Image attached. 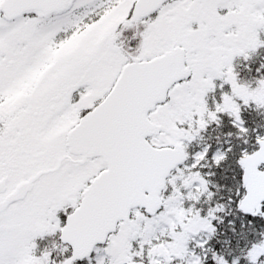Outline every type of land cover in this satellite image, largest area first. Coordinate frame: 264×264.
<instances>
[{"label": "snow or ice", "instance_id": "1", "mask_svg": "<svg viewBox=\"0 0 264 264\" xmlns=\"http://www.w3.org/2000/svg\"><path fill=\"white\" fill-rule=\"evenodd\" d=\"M0 264H264V0H0Z\"/></svg>", "mask_w": 264, "mask_h": 264}]
</instances>
